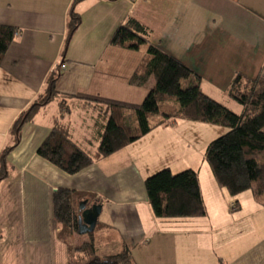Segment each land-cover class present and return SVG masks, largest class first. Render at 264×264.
Segmentation results:
<instances>
[{"label":"crops","instance_id":"obj_1","mask_svg":"<svg viewBox=\"0 0 264 264\" xmlns=\"http://www.w3.org/2000/svg\"><path fill=\"white\" fill-rule=\"evenodd\" d=\"M73 5L81 23L67 42ZM131 17L148 27L150 43L191 68L202 90L230 109L221 96L228 97L236 73L264 76V0H0V25L17 29L0 65V157L11 148L8 175L0 182V264H75L73 257H85L72 248L91 240L101 257L128 246L134 264H264V198L249 190L231 195L212 169L203 168L206 150L200 160L191 141L181 145L194 137L182 132L192 122L159 124L161 117L152 124L155 115L148 134L75 174L38 154L61 114L57 101L24 124L17 142L16 119L53 71L61 73L56 91L69 96L63 121L87 154L96 153L120 109L126 110V124L137 125L134 110L155 79L142 86L129 80L146 48L110 42ZM196 82L193 76L183 85ZM177 107L173 101L161 104L167 111ZM168 147L172 158L163 153ZM177 152L185 154L177 160ZM165 168L198 172L205 216H155L145 181ZM59 189L79 194L87 207L101 204L92 236L61 230L53 203Z\"/></svg>","mask_w":264,"mask_h":264},{"label":"trees","instance_id":"obj_2","mask_svg":"<svg viewBox=\"0 0 264 264\" xmlns=\"http://www.w3.org/2000/svg\"><path fill=\"white\" fill-rule=\"evenodd\" d=\"M80 23L81 16L73 5L69 13L67 42ZM16 30L0 25V65L16 36ZM150 34L148 27L131 17L116 29L110 41L112 45L129 50L146 48L139 68L129 81L142 86L154 77L155 84L141 107L134 110L136 126L124 122L126 110L120 109L122 114L119 119L114 115L110 117L96 153L87 154L72 141L70 130L63 121L70 112V106L66 104L69 96L56 91V80L61 73L53 71L44 91L16 119L14 132L17 142L24 124L33 120L41 108L55 101L61 114L55 118L53 129L39 147L38 154L69 174H75L141 139L153 129L150 118L155 115L162 117L159 124L185 119L224 126L228 130L213 139L205 151V159L218 184L234 196L249 190L257 198H264V76L234 75L228 95L242 107L240 113L234 112L202 90L200 76L191 68L150 43ZM193 76L197 82L184 86L183 82ZM166 101L176 102L178 107L164 110L161 104ZM10 150L6 149L0 157V182L8 175L6 156ZM145 184L149 203L157 218L201 217L207 214L196 170L173 173L165 168L150 175ZM83 201L79 194L67 189H59L54 194V215L61 230L78 232ZM74 249L80 252L79 256L91 258L85 264H134L128 246L119 253L104 257L96 254L93 240Z\"/></svg>","mask_w":264,"mask_h":264},{"label":"rangeland","instance_id":"obj_3","mask_svg":"<svg viewBox=\"0 0 264 264\" xmlns=\"http://www.w3.org/2000/svg\"><path fill=\"white\" fill-rule=\"evenodd\" d=\"M225 97L226 98L221 96V98L223 100H229L230 103H232V105H234V106H232V105L230 106L231 108L234 109V110L233 109H231V110H233L234 112H241L240 111L241 110V105L237 101L232 99L229 95H228V97L227 96H225ZM160 118H161L160 115H157V116L153 117L151 119L152 124L158 122L160 120ZM178 121L192 122V123L189 124V125H191L190 130L189 129H187V130L183 129L182 132L185 133L186 135L194 134V137H192L191 139L190 138L184 139L183 142H181V145L185 144V142L191 141V150L192 149H194V150L197 149L198 150L200 160H202L203 152H204V150H206V146L209 144V142H211L213 139H215L218 136H220L219 134L216 135L214 133V130H216V129L218 130V129H222V128L225 130V132L228 130L224 126L214 125V124L200 122V121H192V120H185V119H179ZM176 142L178 144L177 147H179V143H180L179 140H177ZM163 150H164L163 151L164 155H169V157L172 158L170 156L169 147L168 148H163ZM184 154H185L184 152H182L181 154L179 152H177L175 154V158L178 160ZM203 163H204L203 168L207 167L211 171V168H210V166H208L209 164L206 161V159H205V161L203 160ZM78 235H80L78 237H82L83 238V236H86V235L88 236V233L87 234H78ZM90 259L91 258H86V257L85 258L81 257L80 259L77 256L73 257V261H74L75 264H85Z\"/></svg>","mask_w":264,"mask_h":264},{"label":"water","instance_id":"obj_4","mask_svg":"<svg viewBox=\"0 0 264 264\" xmlns=\"http://www.w3.org/2000/svg\"><path fill=\"white\" fill-rule=\"evenodd\" d=\"M101 204L95 203L91 207H87V201H83L80 205L82 210L81 215L79 216V234H87L93 232L98 218L101 214Z\"/></svg>","mask_w":264,"mask_h":264}]
</instances>
